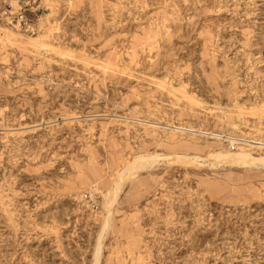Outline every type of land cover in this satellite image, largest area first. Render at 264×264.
I'll return each mask as SVG.
<instances>
[{"label": "rangeland", "instance_id": "374dc122", "mask_svg": "<svg viewBox=\"0 0 264 264\" xmlns=\"http://www.w3.org/2000/svg\"><path fill=\"white\" fill-rule=\"evenodd\" d=\"M15 23L45 44L0 38V264H264V165L211 156H264V0H0Z\"/></svg>", "mask_w": 264, "mask_h": 264}, {"label": "bare ground", "instance_id": "6f19581e", "mask_svg": "<svg viewBox=\"0 0 264 264\" xmlns=\"http://www.w3.org/2000/svg\"><path fill=\"white\" fill-rule=\"evenodd\" d=\"M11 7H12V10L15 9L16 3H14L13 5H11ZM18 26L19 25L16 24V23L13 24V26L11 28L0 26V38L2 39V41L3 42H7L9 44H12V43H16V44L17 43H29V44H32V45H35V46H41V45H44L45 44V42H44V35L43 34H39L37 37H29V38H27V41L26 42H23L22 34L21 33H17V32L14 31ZM211 156L212 157H215L217 159L225 160L226 163L227 162H231V163L244 164V165H264V156L256 157L253 153H251L250 151H248L247 149H244V148H241V150L238 151V152H228V151L221 150L217 154H213L212 153ZM196 157H194V158H196ZM208 157H210V156H208ZM153 161H155V158H152V157L151 158H148L146 160L145 159L142 160V159H140L138 157H135L134 161L131 164H129L128 166H126L124 168V170H122L121 177H123L124 174H126V173L129 174V172H132V171L136 170V168L139 169L140 166H143V165H145L147 163L149 164V163H151ZM121 180L122 179H120V181ZM120 181L117 182V189L115 191L114 202L116 201L117 196H118V189L120 188V185H121V182ZM110 209H109V212H110ZM108 224H109V221L107 220L106 223H105V227L106 226L108 227ZM97 256L99 258V251H98Z\"/></svg>", "mask_w": 264, "mask_h": 264}, {"label": "built area", "instance_id": "2783aa9c", "mask_svg": "<svg viewBox=\"0 0 264 264\" xmlns=\"http://www.w3.org/2000/svg\"><path fill=\"white\" fill-rule=\"evenodd\" d=\"M84 199L87 200L88 202H90L92 205L95 204V203H94V197H93V195L90 194V193H86V194L84 195Z\"/></svg>", "mask_w": 264, "mask_h": 264}]
</instances>
